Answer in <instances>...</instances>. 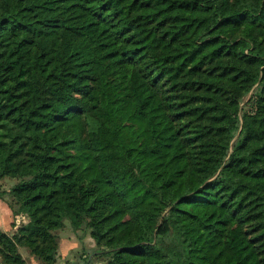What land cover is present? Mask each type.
Instances as JSON below:
<instances>
[{
	"label": "trees",
	"instance_id": "1",
	"mask_svg": "<svg viewBox=\"0 0 264 264\" xmlns=\"http://www.w3.org/2000/svg\"><path fill=\"white\" fill-rule=\"evenodd\" d=\"M263 46L264 0H0L2 262L68 218L104 264H264Z\"/></svg>",
	"mask_w": 264,
	"mask_h": 264
},
{
	"label": "crops",
	"instance_id": "2",
	"mask_svg": "<svg viewBox=\"0 0 264 264\" xmlns=\"http://www.w3.org/2000/svg\"><path fill=\"white\" fill-rule=\"evenodd\" d=\"M9 184L3 177L0 179V229L9 235L17 232L18 227L26 221L25 216L22 214H15L9 204L10 196L8 190ZM17 219L20 220L17 222ZM66 230L62 231L58 240L57 261L55 264H79L76 256H79L80 242L78 238L69 237L64 234ZM90 243H85V247H90ZM18 252L24 260V264H41L40 259L32 253L26 245H18ZM84 255V252L81 253ZM91 255V254H90ZM0 264H5L1 260Z\"/></svg>",
	"mask_w": 264,
	"mask_h": 264
},
{
	"label": "rangeland",
	"instance_id": "3",
	"mask_svg": "<svg viewBox=\"0 0 264 264\" xmlns=\"http://www.w3.org/2000/svg\"><path fill=\"white\" fill-rule=\"evenodd\" d=\"M262 52L264 53V46L262 47ZM239 62L248 67V68H254V66L248 62H246V60L243 58L241 60H239ZM256 84L253 85V87L247 92V94L243 97L242 101L240 102V112L244 111V110H251L253 108V100H254V86ZM3 180H6L7 184H9V187H11L13 184H15L18 180L19 177H9V176H4ZM22 214V213H21ZM25 216V219L27 221V216L26 214H23ZM25 221V222H26ZM66 230L64 234L68 235L70 238L75 237L79 239L80 242V246H79V252L80 250H82L79 253V256H76V260L78 262H81L82 256L81 253H91L92 250L94 248H96V244H95V240L93 239V237L90 235L89 232V228L88 227H78V228H74L71 226L70 221L68 220V218L64 219L63 225L55 230H51V232L53 234H56L58 237L62 234V231ZM85 243H90L91 246L90 247H85ZM91 260L94 264H104L105 263V258L102 256H94L93 253H91L90 255ZM89 259V257H88Z\"/></svg>",
	"mask_w": 264,
	"mask_h": 264
},
{
	"label": "built area",
	"instance_id": "4",
	"mask_svg": "<svg viewBox=\"0 0 264 264\" xmlns=\"http://www.w3.org/2000/svg\"><path fill=\"white\" fill-rule=\"evenodd\" d=\"M20 220L17 219V222H19Z\"/></svg>",
	"mask_w": 264,
	"mask_h": 264
},
{
	"label": "water",
	"instance_id": "5",
	"mask_svg": "<svg viewBox=\"0 0 264 264\" xmlns=\"http://www.w3.org/2000/svg\"><path fill=\"white\" fill-rule=\"evenodd\" d=\"M89 257H90V255H89Z\"/></svg>",
	"mask_w": 264,
	"mask_h": 264
}]
</instances>
